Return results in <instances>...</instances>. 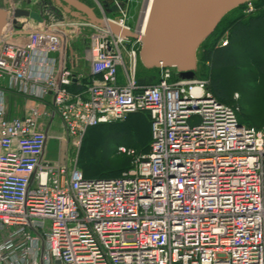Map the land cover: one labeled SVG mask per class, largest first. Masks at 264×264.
<instances>
[{"label":"built area","instance_id":"obj_1","mask_svg":"<svg viewBox=\"0 0 264 264\" xmlns=\"http://www.w3.org/2000/svg\"><path fill=\"white\" fill-rule=\"evenodd\" d=\"M6 1L0 264H264V126L240 123L238 106L171 69L139 84V39L107 26L130 29L123 9L111 18L103 0H90L104 21L97 27L35 0L37 23L13 17L28 0ZM253 10L244 4L243 13ZM9 95L35 105L10 117ZM133 113L149 117L148 150L118 146L131 158L119 176L84 178L47 158L54 118L79 147L88 128Z\"/></svg>","mask_w":264,"mask_h":264},{"label":"trees","instance_id":"obj_2","mask_svg":"<svg viewBox=\"0 0 264 264\" xmlns=\"http://www.w3.org/2000/svg\"><path fill=\"white\" fill-rule=\"evenodd\" d=\"M252 4L254 10L249 14L243 13L244 5L227 14L197 52L196 78L207 79L206 90L218 102L229 106L237 101L254 102L258 98L257 92L264 100V41L248 38L252 34H264V0H253ZM223 38L227 39L225 46L220 45ZM158 73L159 69L145 70L138 63L137 82L153 84L158 80ZM234 93L238 95L236 101L232 100ZM239 112L238 108L236 116L240 123L255 128L264 126L263 121H255L252 115L246 116L242 110L241 114ZM103 132L106 133L102 135ZM96 135L105 136L102 149H108L110 145L111 154L118 146L132 148L137 154L146 153L150 140L149 117L146 113H133L121 121L98 124L85 131L82 142L86 139L87 144L92 143ZM85 151L83 149L80 157L83 162L78 165L84 178H114L131 167V158L124 154L110 160L102 152L98 160L93 157V152L86 154Z\"/></svg>","mask_w":264,"mask_h":264},{"label":"water","instance_id":"obj_3","mask_svg":"<svg viewBox=\"0 0 264 264\" xmlns=\"http://www.w3.org/2000/svg\"><path fill=\"white\" fill-rule=\"evenodd\" d=\"M53 1L56 7L73 19L104 27V21L82 0ZM251 1L151 0L147 16H140L134 29L121 30L112 23L107 26L114 35L127 40L139 39L137 55L143 69L168 68L174 70L178 80L191 81L196 78L199 47L227 14ZM126 2L119 0L118 6H110L112 0H104L106 14L118 12ZM6 4V0H1L0 36L6 25ZM13 17L42 22L40 14L29 9L16 8Z\"/></svg>","mask_w":264,"mask_h":264},{"label":"rangeland","instance_id":"obj_4","mask_svg":"<svg viewBox=\"0 0 264 264\" xmlns=\"http://www.w3.org/2000/svg\"><path fill=\"white\" fill-rule=\"evenodd\" d=\"M82 1L85 2L86 4H88L90 7H93L92 2L90 0H82ZM142 1L143 0H127V2L124 4V6L122 8L123 14H125V16H126V23L131 29H134L135 26L137 25L138 15H139V12H140V9L142 6ZM33 2H35V0H28V3H26L27 5L24 4V7H27L28 9L30 8L32 10H37L38 4H33ZM243 9H244V6H243ZM243 9H242V11H243ZM94 13L96 15L99 14L95 8H94ZM108 15L111 18H118L121 16V14H119V13L108 14ZM248 38L251 41L263 42L264 41V34H260V33L252 34ZM223 40L227 41L226 38H223ZM221 42H220V44H221ZM259 55L261 56V54H258V56ZM221 75H223V74L221 73ZM224 78H226V76H224ZM198 80L204 81L207 84V79L206 80L198 79ZM227 81L228 80L225 79V82H227ZM257 94H258V98H256L254 100V102H252V100H250V101H248V103H246L244 101H240V103H238V101H237V104H235V105L238 106L240 114H241V110H242L244 115H246V116L252 115V117L255 119V121H258V122L263 121L262 124H264V100H263L262 96H259V95H261V94H259V92H257ZM234 95H237V94L234 93L232 95V100H234ZM236 100H238V98ZM236 100H234V101H236ZM250 102H252V103H250ZM238 104H240V105H238ZM54 123L56 126L59 125V121L57 118H54ZM53 129H54V127H53ZM53 129L50 130V134L52 136V139H50L47 143V155L46 156L49 160L59 161V163L61 165H64L67 167L75 166V167L79 168L80 163L83 162L82 158L80 159V157H82L81 153H82L83 149H84V151H85V149L87 150V152L85 151L86 154L89 151L93 152V157L96 159H98V158L101 159L100 156H98V155H101L102 152L105 155V158L110 159V160L111 159L114 160L115 157L119 158V156L121 155L116 151V149L113 150L112 154H111L110 145L107 146L108 149H102V145H103L102 143H103V139L105 136H102V138H100L101 136L96 135V137H94L92 139V143L87 144L86 139H85V140H83V142L81 141L79 147H74L73 145L70 144L68 139L65 140V136L63 135V131L59 126L57 129H55V130H53ZM105 133L106 132H103L102 135H104ZM125 156H127V155H125ZM85 162H86V160L84 159V163Z\"/></svg>","mask_w":264,"mask_h":264},{"label":"crops","instance_id":"obj_5","mask_svg":"<svg viewBox=\"0 0 264 264\" xmlns=\"http://www.w3.org/2000/svg\"><path fill=\"white\" fill-rule=\"evenodd\" d=\"M48 1L51 2L53 5H56L53 0H48ZM68 17L72 18L69 15ZM7 103H8L7 107H8V113H9L8 115L10 117L22 116L28 107L35 105L33 102L25 101L22 98L13 96V95L8 96ZM58 126L60 127V124ZM58 126L55 125L54 119H53L49 127V133H50V130L53 129V127H54L53 130H55L58 128Z\"/></svg>","mask_w":264,"mask_h":264},{"label":"bare ground","instance_id":"obj_6","mask_svg":"<svg viewBox=\"0 0 264 264\" xmlns=\"http://www.w3.org/2000/svg\"><path fill=\"white\" fill-rule=\"evenodd\" d=\"M146 9V8H145Z\"/></svg>","mask_w":264,"mask_h":264}]
</instances>
